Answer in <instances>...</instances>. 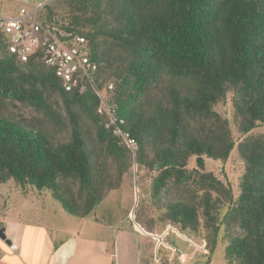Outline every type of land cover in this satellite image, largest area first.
<instances>
[{"label": "trees", "instance_id": "trees-1", "mask_svg": "<svg viewBox=\"0 0 264 264\" xmlns=\"http://www.w3.org/2000/svg\"><path fill=\"white\" fill-rule=\"evenodd\" d=\"M65 2V17L50 5L37 17L84 36L97 68L85 88L68 90L40 51L23 60L0 34V111L19 101L69 131L56 141L39 124L0 115V184L48 191L84 218L136 163L151 171V217L135 211L146 231L167 222L190 232L202 264L222 241L227 264H264V132H253L264 126V0ZM105 89L112 125L130 132L135 151L106 126ZM219 103L232 108L239 140ZM234 149L244 163L237 194L206 170L207 158L227 161ZM163 251L144 264H175Z\"/></svg>", "mask_w": 264, "mask_h": 264}, {"label": "crops", "instance_id": "crops-1", "mask_svg": "<svg viewBox=\"0 0 264 264\" xmlns=\"http://www.w3.org/2000/svg\"><path fill=\"white\" fill-rule=\"evenodd\" d=\"M55 2L0 0V9L7 15H14L22 6L34 10L53 6ZM40 196L45 194L40 193ZM137 201L129 210L128 218L126 204L101 201L99 209L103 211L104 220L74 216L70 221L75 226H59L51 218L25 219L18 214L16 218L7 219L4 216L5 231L13 244L0 241V264H144L159 247H164L163 254L169 263L181 264L184 255L177 238L187 241L189 236L171 225L160 235L146 231L135 219ZM116 208H121V215H114ZM195 254L198 255L196 250ZM200 261L195 264H202Z\"/></svg>", "mask_w": 264, "mask_h": 264}, {"label": "rangeland", "instance_id": "rangeland-1", "mask_svg": "<svg viewBox=\"0 0 264 264\" xmlns=\"http://www.w3.org/2000/svg\"><path fill=\"white\" fill-rule=\"evenodd\" d=\"M50 7H52L55 11V15L57 18L65 17L68 11L65 0H56L53 6ZM216 108L222 115L229 118L234 137L239 140L243 135H241L238 130L237 123L234 120V112L230 105L219 103ZM0 115L14 119L16 121H21L25 124H39L40 128L51 132L56 141L66 140L69 136L68 130H60L58 128H54L47 121H43L40 123V120L42 119V113L36 110L34 107L21 103L19 101L5 100L0 111ZM253 132H264V126L257 127ZM194 166L195 160L194 158H191L189 161V167L192 168ZM206 170L214 172L215 175L218 176V178H220L224 183H226L233 189L235 194L238 193L240 178L244 171V163L241 160L240 155L238 154L236 149L232 151L227 161L207 158ZM150 190L151 171L144 168L140 169L137 172V165L136 163H133V165L124 174L120 186L114 190L108 191L105 194L102 203L103 201L104 203H106L107 201L114 200L119 204H126L127 207L125 208V213L127 215L126 218H128L129 210L133 207L134 203H136V199H138L135 211L139 204L137 209L138 214H141L145 218L151 217ZM136 191L138 192L137 198ZM28 192L29 195H25L23 191L15 184L13 179L0 184V228L4 227V216H6L7 219H13L14 217L16 218L18 214H21L22 218L25 219H35L36 217H40L42 219L51 218L59 226H70L71 224L72 226H75V223L70 221V219H75L71 218L74 217V215L68 213L62 207L61 203L58 200L54 199L48 191H43L41 194H45V196L42 197L40 196V192H38L35 188L29 189ZM100 204L101 202L87 217L96 218L98 221L104 220L105 217L102 215L103 211L99 209ZM97 213H100L101 215ZM114 213L115 216L121 215V208H116ZM169 225L173 226L172 224L167 222H165V224L157 223L154 227V233H159V235L162 234V232ZM174 227L178 229V227ZM184 233L190 238L197 239V237H194L190 232L186 231ZM207 233L211 234V231L208 230ZM190 238H187V241L189 242L184 241L182 238H177L178 242L182 244L181 253L184 255V260L181 264H195V261L198 260H201L200 262L204 263L208 260L207 256L202 254H195L198 243ZM0 241H3L1 237ZM225 246V241L218 243L210 259L211 264H227V259L225 257Z\"/></svg>", "mask_w": 264, "mask_h": 264}, {"label": "built area", "instance_id": "built-area-1", "mask_svg": "<svg viewBox=\"0 0 264 264\" xmlns=\"http://www.w3.org/2000/svg\"><path fill=\"white\" fill-rule=\"evenodd\" d=\"M40 9L30 10L22 6L14 15H7L0 9V34L8 38L10 51L23 60L40 51L45 63L55 69L66 89L85 88L84 78H89L97 68L90 56L85 37L45 25L37 17ZM108 88H112V84ZM107 92V89L98 91L102 100L100 111L106 109L110 113V121L106 126L135 151L138 144L130 132L120 125H112L115 118L107 103Z\"/></svg>", "mask_w": 264, "mask_h": 264}, {"label": "water", "instance_id": "water-1", "mask_svg": "<svg viewBox=\"0 0 264 264\" xmlns=\"http://www.w3.org/2000/svg\"><path fill=\"white\" fill-rule=\"evenodd\" d=\"M0 237L8 244L12 245L13 241L11 238H9L5 232V227L0 228Z\"/></svg>", "mask_w": 264, "mask_h": 264}, {"label": "clouds", "instance_id": "clouds-1", "mask_svg": "<svg viewBox=\"0 0 264 264\" xmlns=\"http://www.w3.org/2000/svg\"><path fill=\"white\" fill-rule=\"evenodd\" d=\"M10 246H12V245H10Z\"/></svg>", "mask_w": 264, "mask_h": 264}]
</instances>
